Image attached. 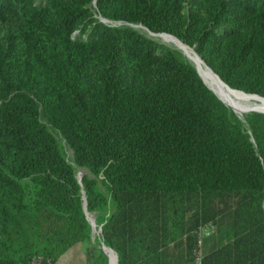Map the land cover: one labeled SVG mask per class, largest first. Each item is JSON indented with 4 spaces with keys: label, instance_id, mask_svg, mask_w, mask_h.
<instances>
[{
    "label": "trees",
    "instance_id": "16d2710c",
    "mask_svg": "<svg viewBox=\"0 0 264 264\" xmlns=\"http://www.w3.org/2000/svg\"><path fill=\"white\" fill-rule=\"evenodd\" d=\"M93 1L0 0V264H55L90 240L83 197L117 264H162L183 237L189 264L225 212L203 264H264V113L234 112L177 50L99 20L168 33L264 97V0Z\"/></svg>",
    "mask_w": 264,
    "mask_h": 264
},
{
    "label": "bare ground",
    "instance_id": "6f19581e",
    "mask_svg": "<svg viewBox=\"0 0 264 264\" xmlns=\"http://www.w3.org/2000/svg\"><path fill=\"white\" fill-rule=\"evenodd\" d=\"M107 23H113L107 21ZM135 27L142 26L135 24ZM145 29V28H144ZM146 30V29H145ZM147 31V30H146ZM155 38L161 39L163 42L171 44L174 46L187 60H189L194 67H196L198 73L200 74L201 78L205 82V84L226 104L231 106L232 108L239 110L242 113L251 112L254 110H259L264 112V98L258 95H251L252 97L249 98H258L254 100L246 99L245 97L241 96L243 92L239 93V91L231 90L226 85H224L221 80L214 74V72L207 67V65L202 61V59L186 44H183L180 40L176 37L159 33L156 35H151ZM240 94V95H239ZM244 96L247 94L244 93ZM106 251L109 255V264H115V256L114 253L106 248Z\"/></svg>",
    "mask_w": 264,
    "mask_h": 264
},
{
    "label": "rangeland",
    "instance_id": "374dc122",
    "mask_svg": "<svg viewBox=\"0 0 264 264\" xmlns=\"http://www.w3.org/2000/svg\"><path fill=\"white\" fill-rule=\"evenodd\" d=\"M135 29L140 33L145 34L146 36L149 35L148 32L142 26H137L135 27ZM154 39L163 42L159 38L154 37ZM163 43L171 47L173 50L175 51L177 50L171 44H168L166 42ZM177 53L181 57L185 58L182 54H180L178 50ZM241 96L250 100L258 99V98H249L247 96H244L243 94H241ZM67 154L70 157V152H67ZM83 173H85V171L83 169H79V171L77 172V176L79 179L81 178V175H83ZM230 223H231L230 213L228 212L223 213L217 221V227H218L217 231L212 235L207 236L203 239L202 249L204 252H208L218 247L221 243L227 241L231 233ZM97 237H98V230L94 227L90 240H86L84 242H78L75 245H73L57 259L56 264H92L96 257V254L98 253V250L102 247L101 246L102 244L98 243Z\"/></svg>",
    "mask_w": 264,
    "mask_h": 264
},
{
    "label": "built area",
    "instance_id": "2783aa9c",
    "mask_svg": "<svg viewBox=\"0 0 264 264\" xmlns=\"http://www.w3.org/2000/svg\"><path fill=\"white\" fill-rule=\"evenodd\" d=\"M215 229V226L213 223H208L205 225H201L197 230H196V241L195 244L191 250V260L189 264H203V258H204V253L202 249V243H203V238L210 233H212ZM29 264H52L51 261L47 258H44L40 255L33 256Z\"/></svg>",
    "mask_w": 264,
    "mask_h": 264
},
{
    "label": "water",
    "instance_id": "95a60500",
    "mask_svg": "<svg viewBox=\"0 0 264 264\" xmlns=\"http://www.w3.org/2000/svg\"><path fill=\"white\" fill-rule=\"evenodd\" d=\"M93 5H95V0L93 1ZM99 20L101 21V22H103L104 24H106V25H109V26H120V25H126V26H130V27H132L133 29H135V24H140V23H128V22H124V21H120V20H109V19H106V18H104V17H99ZM107 21H110V22H113V23H107ZM144 26V25H143ZM144 28L147 30V32H148V34L149 35H147V37H149V38H151V39H153V40H156V41H158V42H160V43H163V42H161V41H159V40H157V39H154V37L153 36H151V35H156V34H159V33H155V32H152V31H150L148 28H146L145 26H144ZM136 30V29H135ZM168 34V33H167ZM165 44V43H164ZM187 45V44H186ZM187 46H189V45H187ZM190 47V46H189ZM190 48H192V50L195 52V50L193 49V47H190ZM196 53V52H195ZM197 54V53H196ZM198 55V54H197ZM200 57V56H199ZM208 67V66H207ZM209 68V67H208ZM195 69H196V67H195ZM211 69V68H210ZM196 71H197V69H196ZM198 72V71H197ZM199 74V73H198ZM219 79H220V77L216 74V73H214ZM199 76H200V74H199ZM201 77V76H200ZM202 79V78H201ZM203 80V79H202ZM221 80V79H220ZM204 82V81H203ZM221 82L224 84V85H226L228 88H230L231 90H235V91H239V92H243V93H246V94H253V93H247V92H245V91H243V90H238V89H234V88H232V87H230L229 85H227L224 81H222L221 80ZM205 83V82H204ZM209 88V87H208ZM210 89V88H209ZM253 95H258V94H253ZM259 96V95H258ZM260 97H262V96H260ZM219 98V97H218ZM264 98V97H263ZM220 99V98H219ZM221 100V99H220ZM222 102H224L223 100H222ZM225 103V102H224ZM226 104V103H225ZM226 105H228V104H226ZM229 106V105H228ZM229 107H231V106H229ZM232 108V107H231ZM233 109V108H232ZM233 111L234 112H236L234 109H233ZM251 112H253V111H251ZM254 112H260V113H264V112H262V111H259V110H254ZM246 113H249V111L248 112H246ZM81 179V178H80ZM83 199H84V211H85V213H86V216H87V218H88V220L91 222V225H92V228H94L95 227V224H94V221H93V219L92 218H90L89 216H88V213H87V211H86V201H85V197H83ZM102 247V250L107 254V256H108V262H109V255H108V253H107V251H106V246L105 245H101ZM107 249H109V250H111L110 248H107ZM112 251V250H111ZM113 252V251H112ZM114 253V256H115V264H117V255H116V253L115 252H113Z\"/></svg>",
    "mask_w": 264,
    "mask_h": 264
},
{
    "label": "crops",
    "instance_id": "0c3cea01",
    "mask_svg": "<svg viewBox=\"0 0 264 264\" xmlns=\"http://www.w3.org/2000/svg\"><path fill=\"white\" fill-rule=\"evenodd\" d=\"M186 241L183 238L171 241L162 250V264H186ZM56 264V263H55Z\"/></svg>",
    "mask_w": 264,
    "mask_h": 264
}]
</instances>
